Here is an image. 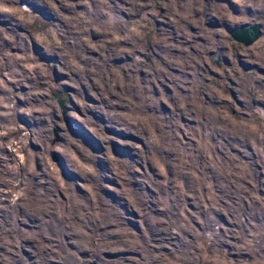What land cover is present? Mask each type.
I'll list each match as a JSON object with an SVG mask.
<instances>
[{
  "label": "clouds",
  "instance_id": "clouds-1",
  "mask_svg": "<svg viewBox=\"0 0 264 264\" xmlns=\"http://www.w3.org/2000/svg\"><path fill=\"white\" fill-rule=\"evenodd\" d=\"M262 172L264 0H0V264H264Z\"/></svg>",
  "mask_w": 264,
  "mask_h": 264
},
{
  "label": "rangeland",
  "instance_id": "rangeland-1",
  "mask_svg": "<svg viewBox=\"0 0 264 264\" xmlns=\"http://www.w3.org/2000/svg\"><path fill=\"white\" fill-rule=\"evenodd\" d=\"M89 95H91V93H89ZM66 123L71 124L72 121H66ZM73 127H77V125L73 124ZM236 154L237 155H241L238 152ZM241 158H243V157L241 156ZM254 166L257 167V169H259V165H254ZM260 179H261V181H264V172L261 173ZM260 194L264 195V191H261ZM129 226L133 227L135 230L139 229L138 223H133V224H130ZM0 251H3V249H0ZM25 254L26 255H31L30 253H27L26 251H25ZM135 255H136V253H132V252H128V253H106L105 254L106 259L113 260V261L120 259L121 256H123V257H131V256H135Z\"/></svg>",
  "mask_w": 264,
  "mask_h": 264
}]
</instances>
